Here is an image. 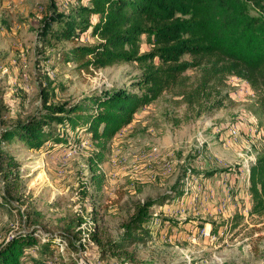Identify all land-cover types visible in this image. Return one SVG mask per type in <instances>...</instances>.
Returning <instances> with one entry per match:
<instances>
[{
    "label": "rangeland",
    "instance_id": "obj_1",
    "mask_svg": "<svg viewBox=\"0 0 264 264\" xmlns=\"http://www.w3.org/2000/svg\"><path fill=\"white\" fill-rule=\"evenodd\" d=\"M51 3L65 14L76 6L72 0H0V133L43 114L44 100L57 105L118 89L137 92L142 68L135 62L86 71L66 60L75 44L94 43L87 34L75 42L39 38ZM149 49L142 37V52ZM222 96V109L200 117L169 92L138 111L107 143L98 164L100 188L91 172L97 148L83 133L42 150L19 141L5 146L20 165L23 195L6 198L0 179V243L31 229L56 237L49 264H264V214L249 216L248 193L249 167L264 154L261 93L228 76ZM168 194L150 209L149 239L135 246L136 262L103 254L89 238L94 228L102 242L117 240L138 203ZM27 206L37 214L27 218ZM76 216L86 221L79 228L85 234L69 244L60 232L63 220Z\"/></svg>",
    "mask_w": 264,
    "mask_h": 264
},
{
    "label": "trees",
    "instance_id": "obj_2",
    "mask_svg": "<svg viewBox=\"0 0 264 264\" xmlns=\"http://www.w3.org/2000/svg\"><path fill=\"white\" fill-rule=\"evenodd\" d=\"M68 13L53 12L42 18L38 36L75 42L84 34L92 44L75 46L66 60L79 69L99 70L135 62L142 74L134 87L85 97L74 103L51 104L44 100L43 114L17 122L0 133V179L6 198H22L20 165L5 146L19 141L42 150L46 144L65 146L69 134L83 133L95 145L91 157L92 179L100 188L98 164L108 153L107 143L131 125L135 115L165 92L200 117L224 106L222 89L226 77L246 81L261 93L264 110V0H72ZM53 24L58 25L53 30ZM48 36V38H47ZM142 37L150 46L142 52ZM187 57V60L183 58ZM192 72V74H187ZM99 172V173H97ZM249 216L264 214V154L248 170ZM170 195L138 203L123 233L102 242L91 229L89 238L103 254L124 256L136 262V247L145 244L151 220L150 209ZM23 202V200L21 201ZM27 218L37 214L27 206ZM31 211V212H30ZM86 221L65 218L59 239L69 244L81 241ZM211 223V233H217ZM58 245L56 237L38 235L31 229L0 243V264H49ZM134 248V249H132Z\"/></svg>",
    "mask_w": 264,
    "mask_h": 264
},
{
    "label": "built area",
    "instance_id": "obj_3",
    "mask_svg": "<svg viewBox=\"0 0 264 264\" xmlns=\"http://www.w3.org/2000/svg\"><path fill=\"white\" fill-rule=\"evenodd\" d=\"M230 134H231V135H236V131L231 130V131H230ZM153 151H154V150H153ZM155 151H156V150H155Z\"/></svg>",
    "mask_w": 264,
    "mask_h": 264
}]
</instances>
